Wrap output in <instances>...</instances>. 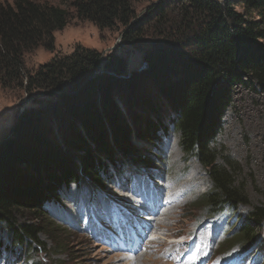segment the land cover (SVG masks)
I'll return each mask as SVG.
<instances>
[{
    "label": "rangeland",
    "instance_id": "rangeland-1",
    "mask_svg": "<svg viewBox=\"0 0 264 264\" xmlns=\"http://www.w3.org/2000/svg\"><path fill=\"white\" fill-rule=\"evenodd\" d=\"M2 1L13 3V0ZM37 1L68 10L69 23L64 29L55 31L54 51L39 46L25 53L26 71L23 80L7 87L0 84V165L11 161L10 155L14 152L10 154L9 148L14 147L21 152L17 154L16 160L12 159V164L22 172L37 175L28 160L34 156L39 158L40 171L43 174L57 173L59 168L56 166V157L65 155L69 164L78 168L81 177L80 183H71L70 186L62 188L58 201L43 207L47 216L36 218V212L18 209L17 224L41 226L39 240L42 243L34 244V259H24L19 256L20 249L11 244L8 231L2 229L3 236H0V240L4 243L0 245V264H34L35 260L39 264H181L178 256L181 250L192 249L198 238H203L206 242L212 235L218 241L205 254L210 262L218 255L224 261L245 255L242 254V244H232L229 247L226 244L229 243L228 240L235 241L240 238L234 228L243 218L246 220L247 212L253 205H264V90L260 85L254 82L252 86L249 82L234 86L232 102L222 118V129L213 143L221 153L220 163L224 164V156L234 162L236 184L247 193L249 203L239 205L236 210L225 209L217 215L209 216L198 201L211 187L209 178L199 161L187 158L181 148L180 133L173 126V120L177 117L176 111L161 94L160 74L158 78L154 76L162 70H148L154 64L161 65L163 69L164 62L169 63L166 68L168 71L182 69V65L171 53L153 56V60L148 62L146 58L150 59L152 56H145L146 53L154 55L155 44L162 39L151 35L152 30H148L144 35L147 37L137 40L134 45L128 44L124 38L126 30L139 21L143 22L154 4L166 0H139L135 3L136 16L128 25L117 24L106 29H100L89 20L78 19L72 5L74 0ZM243 3L235 6L240 13L244 12ZM170 6L165 7L168 9ZM173 19L178 30L181 20L177 14ZM144 25L145 28L149 26L147 22ZM161 28L166 30L164 26ZM149 37L159 38L152 40ZM179 46L181 52L191 48L186 43ZM83 48L97 51L103 60L89 78L98 74H113L112 70L105 67L108 57L114 60V65H118L120 58L125 59V71L129 69L133 72L127 79L121 78L114 82L116 91L111 90V93L123 115V121L130 127L129 141L136 153L125 154L121 150L123 148L115 140L107 122L108 140L114 153L113 163L106 157L107 151L100 149L89 136L85 125L77 118H72V110L78 107V103L70 102L72 107H66L68 103L65 100L72 98L71 96L84 104L85 98L81 100L78 96L91 95L90 91L82 93L87 83L80 82L78 88H71L78 82V79H74L72 85L68 82L60 88L50 89L29 85L27 81V75L36 76L42 65ZM146 65L148 67L140 69ZM163 73L164 71L161 74ZM102 92L95 88L94 101L98 108L103 104ZM147 97L157 108L162 107V111L159 109L161 121L168 128L167 130L163 127L158 132L157 141H151L144 134L147 119L157 124L160 122L152 108L142 105L141 99ZM76 133L91 147L94 156L110 168L108 174L100 175L105 186H100L83 170L82 157L86 154V147L81 146L83 142L75 140ZM145 154L156 156V163L147 164L141 157H136ZM21 155L28 159L17 158ZM100 170L101 168L99 172ZM130 179H142L143 186L135 187L133 192ZM158 186L161 190L159 196L163 193L173 203L154 222L155 238L140 254L130 256L113 251L109 245L93 237V220L105 229L108 227L101 212L108 217L109 208L117 206L137 211L142 206L140 203L144 204L150 193L153 195L157 191ZM174 189L184 196L180 198ZM140 215L142 216L141 213ZM256 233L257 241L253 248L260 247L262 256L255 264H264V224L256 228ZM201 255L203 252L198 254ZM193 263L194 257H188V264Z\"/></svg>",
    "mask_w": 264,
    "mask_h": 264
},
{
    "label": "trees",
    "instance_id": "trees-1",
    "mask_svg": "<svg viewBox=\"0 0 264 264\" xmlns=\"http://www.w3.org/2000/svg\"><path fill=\"white\" fill-rule=\"evenodd\" d=\"M139 0H74L72 5L78 19L95 23L100 29L117 24L128 25L136 16L135 3ZM243 3L244 12L236 9V4ZM166 0L154 4L146 18L126 30L124 38L128 44H135L148 30L160 39L156 50L171 53L180 61L182 69L168 71L164 65L160 74V91L176 111L173 126L180 133V145L187 158H195L204 168L211 187L198 201L209 216L225 209L236 210L241 204H248L247 193L236 184L234 162L224 156V164L219 162L220 152L213 146L222 129V118L232 102V91L239 84L254 85L256 82L264 90V0ZM166 5H171L166 8ZM172 18H171V15ZM178 15L181 24L176 29L173 16ZM69 11L60 6L37 0H13V3L0 0V84L7 87L25 77V53L45 46L55 50V31L64 29L69 23ZM182 16V18H181ZM147 22V28L145 23ZM184 25V27H182ZM161 26L166 27L162 29ZM174 29V30H173ZM175 31V32H173ZM159 37H149L152 40ZM171 41H170V40ZM189 44L186 52H181L179 44ZM111 57L106 59L105 67L117 70L123 63L114 65ZM101 54L95 50L83 48L71 55L55 59L40 67L38 73L27 75L28 84L50 89L60 88L78 79L71 88H78L80 82L87 83L82 93L90 91L91 95H79L85 100H65L69 109L70 102H77L73 108L72 118L82 122L89 136L100 149L107 151L113 163L114 153L108 140L107 122L115 135V140L125 154H135L129 141L130 127L123 121V115L116 106L111 90L114 79L107 73L89 78L102 64ZM113 65V66H112ZM157 69V70H158ZM166 71V72H165ZM158 78V77H157ZM248 81H247V80ZM36 80V81H35ZM113 83V84H112ZM139 86V85H138ZM102 92V106L96 107L95 88ZM116 91V90H115ZM69 97V96H68ZM65 97V98H68ZM142 105L152 108L156 113L157 124L146 120L144 134L151 140H159L158 132L163 126L162 116L156 104L149 97L141 99ZM162 111V110H161ZM159 126H161L159 128ZM75 140L83 142L86 154L82 157L83 170L100 186H105L100 175L108 174L110 168L101 159L94 156L85 140L76 133ZM16 147V146H15ZM18 147V146H17ZM10 162L0 165V236L2 229L8 231L14 248L20 249L19 256L34 259L35 243L41 244L39 234L41 226L27 223L17 224L18 209L34 211L36 218L47 216L43 207L58 201L63 187L71 183H80L78 168L66 159L65 155L56 157V172L43 174L40 171L39 158L28 159L36 170L26 173L15 168L17 149L10 147ZM9 152V151H8ZM145 163L155 164L156 156L136 155ZM9 159V160H10ZM49 160V159H48ZM45 161V160H44ZM115 164V163H114ZM101 168L100 172L99 169ZM264 224V205H253L234 228L240 235L235 241L226 245L242 244L246 250L256 244V228ZM1 243H4L0 240ZM10 244V245H11ZM8 246V245H6ZM12 249V248H10ZM34 264H39L37 260Z\"/></svg>",
    "mask_w": 264,
    "mask_h": 264
},
{
    "label": "water",
    "instance_id": "water-1",
    "mask_svg": "<svg viewBox=\"0 0 264 264\" xmlns=\"http://www.w3.org/2000/svg\"><path fill=\"white\" fill-rule=\"evenodd\" d=\"M155 52H156V53H154V55H152V54L147 55V53H146L145 56H152L150 59H149V57L146 58V59L148 60V62H150L151 60H153V56L161 55L160 51H157V50H156ZM123 61H124V63L126 62L125 59L120 58V59L118 60V63H119V62H120V63H123ZM162 65H163V66H164V65H169V63L164 62ZM141 67H142V68H140V69H144V68L148 67V65H146V66H144V67L141 66ZM159 67H161V65L154 64V65H151V66L148 68V70L150 69L149 72H154V71H156ZM125 69H126V66L124 67V65L122 64V66H121L120 68H118L117 70H112L113 74L110 73V74H111L110 76L113 77V79H114L113 81H114V82L120 80L121 78L127 79L128 77H130V75L133 74V72H132L131 70L127 69V71H125ZM100 73H101V72H100ZM114 88H115V86H114Z\"/></svg>",
    "mask_w": 264,
    "mask_h": 264
}]
</instances>
